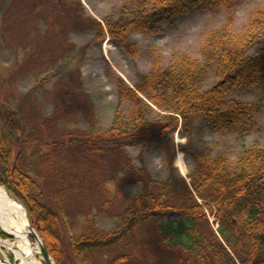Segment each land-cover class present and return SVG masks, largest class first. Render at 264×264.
Masks as SVG:
<instances>
[{
  "label": "rangeland",
  "instance_id": "1",
  "mask_svg": "<svg viewBox=\"0 0 264 264\" xmlns=\"http://www.w3.org/2000/svg\"><path fill=\"white\" fill-rule=\"evenodd\" d=\"M130 1L135 0H0V116L9 113L16 122L21 135L17 164L35 179L39 200L64 214L61 248L69 250V242L87 236L99 243L89 245L93 264H199L164 247L154 219L125 230L116 240L111 232L119 229L120 218L150 179L169 175L172 161L184 176L194 170L189 150L210 149L234 159L247 148H264V88L228 89V98L252 102L258 111L257 129L243 136L219 134L197 118L190 132L180 126L171 136L175 148L126 144L95 145L100 149L96 150L82 139L104 135L118 107L129 114L130 104L119 100L118 79L134 87L151 72L156 59L166 66L181 56L202 58L211 31L228 28L237 36L249 28L263 32V21L253 27L252 22L264 20V0H235L229 9L200 7L164 18L158 31L129 35L134 53L122 50L111 37L103 38L101 32L102 22L117 19ZM258 37L252 52L264 48V34ZM219 61L212 62L204 89L223 78L222 58ZM142 98L152 106L149 117L156 118L158 107ZM19 202L39 233L36 216ZM207 213L217 228L214 216ZM176 218L170 214L163 221ZM0 239L10 240L3 233ZM35 247L34 260L44 264ZM0 252L16 264L11 250L3 246Z\"/></svg>",
  "mask_w": 264,
  "mask_h": 264
},
{
  "label": "trees",
  "instance_id": "2",
  "mask_svg": "<svg viewBox=\"0 0 264 264\" xmlns=\"http://www.w3.org/2000/svg\"><path fill=\"white\" fill-rule=\"evenodd\" d=\"M234 4L235 0L130 1L117 19L102 22L101 32L103 38L111 37L122 50L133 49L134 53L129 41L132 32L158 31L164 18H174L194 8L217 11ZM262 21L254 19L252 27ZM252 30L240 36L228 28L211 31L202 46V58L181 56L166 66L156 59L151 72L134 87L118 79L119 100L130 104L129 114L118 107L115 121L104 135L82 141L96 150H100L99 145L122 148L126 144L175 148L171 136L180 126L190 132L197 118L219 134L243 136L254 131L258 112L254 103L227 96L230 87L250 91L264 88V48L251 52L264 31L257 34ZM220 57L221 67L225 68L223 78L204 89L211 64L220 62ZM142 95L158 107L156 118L149 117L152 106ZM16 126L9 113L0 116V185H5L36 216L37 230L57 264H93L89 245L96 247L99 243L92 238L82 236L69 242V250L63 245L61 248L64 214L39 200L35 179L17 164L21 135ZM181 149L188 151L184 146ZM188 152L194 159V170L184 176L172 161L165 179H150L135 198L134 206L120 218L119 229L111 232L114 239L154 219L161 244L199 264H264V148H247L234 159L210 149ZM207 210L214 216L217 228L211 224ZM170 214L177 218L164 222Z\"/></svg>",
  "mask_w": 264,
  "mask_h": 264
},
{
  "label": "bare ground",
  "instance_id": "3",
  "mask_svg": "<svg viewBox=\"0 0 264 264\" xmlns=\"http://www.w3.org/2000/svg\"><path fill=\"white\" fill-rule=\"evenodd\" d=\"M1 229L14 237L5 242L0 239V248L4 246L11 250L17 258L16 264L40 263L32 256L34 245L31 244L29 236L23 235V232L28 230L26 209L9 194L6 188L0 186V232ZM9 260L10 257L2 256L0 252V264H12Z\"/></svg>",
  "mask_w": 264,
  "mask_h": 264
},
{
  "label": "water",
  "instance_id": "4",
  "mask_svg": "<svg viewBox=\"0 0 264 264\" xmlns=\"http://www.w3.org/2000/svg\"><path fill=\"white\" fill-rule=\"evenodd\" d=\"M7 191L17 202H19V200L9 190H7ZM0 233H3L9 239L14 238V237H11L8 232H6L2 229H1ZM23 235H28L29 240L31 241V244L36 245V247L38 248L39 253L42 257L44 264H55L50 253H49V251H48V249H47L45 242L43 241L40 234L34 229L29 216H28V230H25L23 232ZM33 240H34V242H33ZM16 262H17V259H16Z\"/></svg>",
  "mask_w": 264,
  "mask_h": 264
}]
</instances>
